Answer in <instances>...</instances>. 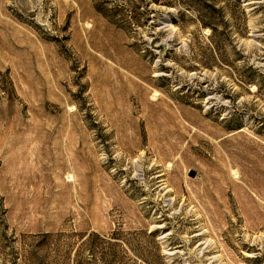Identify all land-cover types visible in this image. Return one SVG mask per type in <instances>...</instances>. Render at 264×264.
<instances>
[{"label":"rangeland","instance_id":"1","mask_svg":"<svg viewBox=\"0 0 264 264\" xmlns=\"http://www.w3.org/2000/svg\"><path fill=\"white\" fill-rule=\"evenodd\" d=\"M201 2L0 0V264H264V0Z\"/></svg>","mask_w":264,"mask_h":264},{"label":"trees","instance_id":"2","mask_svg":"<svg viewBox=\"0 0 264 264\" xmlns=\"http://www.w3.org/2000/svg\"><path fill=\"white\" fill-rule=\"evenodd\" d=\"M189 6L192 7L194 10H196L199 13V16L201 15V11L203 9L201 0H190ZM201 20H202V15H201ZM202 22L205 27L210 28L212 30L211 38H213L216 33L214 22H212V20H204V19L202 20ZM120 239L121 238L118 236H113L107 240V244L110 248L106 256L107 257L106 259L108 260V264H116V263L123 264V259L119 255V252L113 250V249H117V247L119 246ZM140 260L145 264H161V257L152 258L148 255L142 254L140 256Z\"/></svg>","mask_w":264,"mask_h":264}]
</instances>
